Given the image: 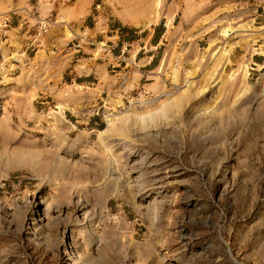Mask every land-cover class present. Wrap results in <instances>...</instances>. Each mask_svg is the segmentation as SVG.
I'll return each mask as SVG.
<instances>
[{"label": "rangeland", "instance_id": "obj_1", "mask_svg": "<svg viewBox=\"0 0 264 264\" xmlns=\"http://www.w3.org/2000/svg\"><path fill=\"white\" fill-rule=\"evenodd\" d=\"M10 14L0 264H264V0H0ZM94 16L165 44L72 85Z\"/></svg>", "mask_w": 264, "mask_h": 264}, {"label": "crops", "instance_id": "obj_2", "mask_svg": "<svg viewBox=\"0 0 264 264\" xmlns=\"http://www.w3.org/2000/svg\"><path fill=\"white\" fill-rule=\"evenodd\" d=\"M246 1V0H243ZM96 16L92 18L93 26L91 27L88 25L86 27L82 34H76L74 38L76 40H80L82 42V47L81 48H76L73 43V46H70V51H74V53H89L91 54L89 57L84 56V58L87 61L88 67L85 68L84 70H80L81 72H78L76 69V65L74 66L75 68H70L68 71V75L70 76V83L73 84H78V85H92L95 84V79L97 78L96 73L98 70L97 67V62L94 61V59L102 58L106 59L109 57L111 58L108 54L101 53L98 57H96L97 53L96 51L101 50V44H105L108 47H112L114 56L116 59L121 58L123 54L126 52V46L129 44H135L138 43L140 45V50H142L143 53L151 51V46L155 48H162V45L164 43V38L165 34H163V29L164 27H155L153 30V33H148L145 36H142V33L144 30L140 31H132L129 26H126L123 23H120L118 25L116 24H109L106 22V27L107 30H102L98 31L97 30V25L98 22L96 21ZM5 25L1 28L0 26V43H5L4 47L9 48L10 50H15L17 48L11 46V37L10 32L12 29L18 28L20 26V20L16 16H13L10 14L8 18L5 19ZM10 22V23H9ZM10 27V28H9ZM88 31H94L95 33H89ZM21 34L19 37L21 38ZM9 37V38H8ZM148 37H150V40L148 41ZM20 43H24L26 49H35L37 44H34L36 40H28L24 41V39L19 40ZM7 42V43H6ZM150 42V45L149 43ZM23 49V48H22ZM145 49V50H144ZM132 50V48L130 49ZM149 56V55H148ZM153 56V62H151V66L157 65L156 68H158L164 57H162V52H153L150 57ZM123 58V57H122ZM121 58V61L123 59ZM81 60V59H79Z\"/></svg>", "mask_w": 264, "mask_h": 264}, {"label": "built area", "instance_id": "obj_3", "mask_svg": "<svg viewBox=\"0 0 264 264\" xmlns=\"http://www.w3.org/2000/svg\"><path fill=\"white\" fill-rule=\"evenodd\" d=\"M51 23H52L51 20H49L47 18L40 20L39 24H40L41 30L43 32H47L49 30V28H50ZM76 41L77 42L74 44V46L76 48H81L82 47V42L80 40H76ZM129 45L126 46V50L128 49ZM113 50L114 49L112 47H108L105 44H101V50L98 53L108 54L109 56H113V59H114L115 56H114ZM122 59L124 60L125 59V56H123ZM20 62H21V59L20 58H17V57H13L12 58V64L13 65H15L16 63H20ZM114 66L115 65H113V67Z\"/></svg>", "mask_w": 264, "mask_h": 264}, {"label": "bare ground", "instance_id": "obj_4", "mask_svg": "<svg viewBox=\"0 0 264 264\" xmlns=\"http://www.w3.org/2000/svg\"><path fill=\"white\" fill-rule=\"evenodd\" d=\"M126 148V147H125Z\"/></svg>", "mask_w": 264, "mask_h": 264}]
</instances>
